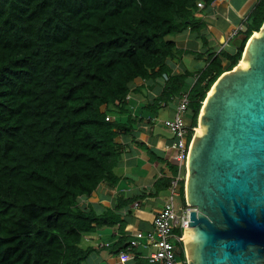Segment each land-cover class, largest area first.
<instances>
[{
	"label": "trees",
	"instance_id": "16d2710c",
	"mask_svg": "<svg viewBox=\"0 0 264 264\" xmlns=\"http://www.w3.org/2000/svg\"><path fill=\"white\" fill-rule=\"evenodd\" d=\"M200 1L210 8L223 0H0V264H84L96 252L86 236L117 225L111 253L152 264L137 250L147 246H131L119 214L139 197L103 214L79 202L102 183L119 181L116 138L135 127L130 115L121 116L136 78L167 77L149 106L155 111L188 92L186 118L197 127L208 92L225 72L221 58L230 61L229 71L236 67L264 24L258 0L244 21L243 46L210 53L189 86V74L172 75L168 60L180 53L175 37L199 35L205 26ZM170 183L159 178L150 195ZM180 199L186 205L184 182ZM179 256L187 264L183 249Z\"/></svg>",
	"mask_w": 264,
	"mask_h": 264
},
{
	"label": "water",
	"instance_id": "95a60500",
	"mask_svg": "<svg viewBox=\"0 0 264 264\" xmlns=\"http://www.w3.org/2000/svg\"><path fill=\"white\" fill-rule=\"evenodd\" d=\"M184 193L187 264H264V24L203 102Z\"/></svg>",
	"mask_w": 264,
	"mask_h": 264
},
{
	"label": "crops",
	"instance_id": "0c3cea01",
	"mask_svg": "<svg viewBox=\"0 0 264 264\" xmlns=\"http://www.w3.org/2000/svg\"><path fill=\"white\" fill-rule=\"evenodd\" d=\"M258 0H223L215 6L200 10L198 17L205 23L200 34L190 30L175 37L177 57L168 60L171 74H189L187 83L194 84V76L206 68L209 54L219 55L224 39L234 28L244 25V21L256 6ZM241 37V36H239ZM233 54L236 47L222 49ZM222 59L225 72L229 71L230 61ZM167 77L154 80L136 78L128 94L127 113L135 121L130 132H120L116 142L120 145L122 159L119 164V181L115 185L102 183L90 197L80 198L79 207L84 211L95 210L103 214L117 207L120 201L139 197L137 201L124 207L119 214L126 223L124 230L129 236L137 232L147 233L152 229L155 215L168 202L169 188L158 196H151L156 181L174 177L178 172L177 151L172 147L175 137L164 125V120L175 115L180 96H172L161 102L155 111L149 106L158 99L166 84ZM114 115H110L113 119ZM144 195V197H142ZM119 225L102 228L94 235L86 236L96 252L84 264H131L132 258L121 261L110 251L112 244L120 236ZM146 258L152 247L137 248Z\"/></svg>",
	"mask_w": 264,
	"mask_h": 264
},
{
	"label": "built area",
	"instance_id": "2783aa9c",
	"mask_svg": "<svg viewBox=\"0 0 264 264\" xmlns=\"http://www.w3.org/2000/svg\"><path fill=\"white\" fill-rule=\"evenodd\" d=\"M197 5L200 10L205 8V3L202 1L198 2ZM243 31V24L231 30L226 35L221 50L230 47L232 41L240 36ZM197 78L198 74L194 76V81ZM128 98L129 96H127ZM188 105V92L182 93L175 115L164 121V125L175 137L172 147L177 151L176 161L178 165L177 174L171 178L168 202L155 215L152 229L147 233H135L131 240L133 247L144 245L153 248V251L148 254L152 264H184L179 258V254L183 249L185 226H189L191 207L187 204L180 207L177 199H180L182 182H185L186 179L187 159L192 141L189 139V134L192 130H196L195 127L192 128L190 121L186 118ZM176 230H179L181 234L175 232ZM117 256L121 261L129 258L125 251L120 252Z\"/></svg>",
	"mask_w": 264,
	"mask_h": 264
},
{
	"label": "rangeland",
	"instance_id": "374dc122",
	"mask_svg": "<svg viewBox=\"0 0 264 264\" xmlns=\"http://www.w3.org/2000/svg\"><path fill=\"white\" fill-rule=\"evenodd\" d=\"M172 118V117H171ZM168 119H170V118H168ZM166 120V119H165ZM164 120V121H165ZM167 128V127H166ZM171 134V133H170ZM172 135V134H171ZM177 201H178V205L180 206V207H184V204H183V202H182V199H177Z\"/></svg>",
	"mask_w": 264,
	"mask_h": 264
},
{
	"label": "clouds",
	"instance_id": "9594fccd",
	"mask_svg": "<svg viewBox=\"0 0 264 264\" xmlns=\"http://www.w3.org/2000/svg\"><path fill=\"white\" fill-rule=\"evenodd\" d=\"M240 36H242V34L240 35ZM239 37V36H238ZM237 38V37H236ZM234 41V40H233ZM233 41H232V44H233ZM221 51V50H220ZM196 128V127H195ZM194 133H195V131H194ZM184 185H185V182H184Z\"/></svg>",
	"mask_w": 264,
	"mask_h": 264
},
{
	"label": "bare ground",
	"instance_id": "6f19581e",
	"mask_svg": "<svg viewBox=\"0 0 264 264\" xmlns=\"http://www.w3.org/2000/svg\"><path fill=\"white\" fill-rule=\"evenodd\" d=\"M241 63H242V61H241Z\"/></svg>",
	"mask_w": 264,
	"mask_h": 264
}]
</instances>
